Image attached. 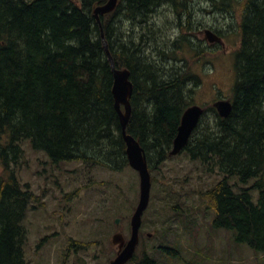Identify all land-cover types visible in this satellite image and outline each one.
<instances>
[{
    "label": "trees",
    "instance_id": "16d2710c",
    "mask_svg": "<svg viewBox=\"0 0 264 264\" xmlns=\"http://www.w3.org/2000/svg\"><path fill=\"white\" fill-rule=\"evenodd\" d=\"M107 1L0 0V264H29L24 218L40 196L15 172L24 140L53 162L128 165L101 32L115 68L129 70L127 132L143 148L150 171L170 157L181 116L202 82L186 53L200 63L217 53L193 32L200 27L191 21L192 0H117L98 22L94 9ZM205 4L238 22L232 108L227 116L205 108L183 151L223 174L202 193L215 213L213 226L264 253V0ZM160 7L171 13L160 19ZM71 242L81 247L73 253L96 244ZM69 252L68 245L63 264ZM131 263L157 264L145 251Z\"/></svg>",
    "mask_w": 264,
    "mask_h": 264
},
{
    "label": "rangeland",
    "instance_id": "374dc122",
    "mask_svg": "<svg viewBox=\"0 0 264 264\" xmlns=\"http://www.w3.org/2000/svg\"><path fill=\"white\" fill-rule=\"evenodd\" d=\"M191 4V21L195 28L200 27L199 31L193 30L198 38L204 40L202 31L210 29L225 42L224 47L206 45L217 53L206 55L202 59L209 61L202 63L190 51L186 53L192 70L202 80L194 103L212 108L216 99H229L232 92L238 22L235 17L230 21L217 6L210 11L205 0H192ZM168 13L159 8L160 19ZM114 33L111 29L112 36ZM202 43L205 46L206 41ZM22 148L23 156L15 172L40 196L38 202L29 205L24 218L28 263L63 264L69 245L72 252L65 264H108V257L112 258L116 251L111 236L118 230L117 217L125 238L129 235V217L139 196L136 170L129 165L110 169L87 168L78 161L53 162L45 151L34 149L29 140L22 142ZM152 175L156 179L143 214L137 257L145 249L157 264H264L263 252L254 251L245 242H236L234 231L212 224L215 213L202 193L222 179L218 168L209 170L207 163L192 159L183 151L167 157ZM257 193L253 191L254 199ZM71 240H91L96 244L73 253V249L81 247Z\"/></svg>",
    "mask_w": 264,
    "mask_h": 264
},
{
    "label": "water",
    "instance_id": "95a60500",
    "mask_svg": "<svg viewBox=\"0 0 264 264\" xmlns=\"http://www.w3.org/2000/svg\"><path fill=\"white\" fill-rule=\"evenodd\" d=\"M116 4L117 0H108L104 5L97 6L93 12L96 20L99 22V14H106L112 11ZM204 36L209 42L221 41V38L211 30H205ZM102 39L103 44L106 46L103 36ZM108 58L111 62L113 73L112 94L114 98V106L119 116L121 135L126 147L125 153L129 165L137 171L139 178V199L130 218L131 235L126 240L121 232V219L117 218L115 222L119 226V230L113 234L111 239L112 243L117 246V253L116 256L110 260L109 264H124L133 256L139 241V227L141 225L142 213L149 203L152 181L143 148L138 140L127 132V124L131 112L130 99L133 91V84L129 78V70L127 68L116 69L109 53ZM214 105L221 116H227L231 110V103L227 100H220ZM202 112V107L196 104L189 106L183 112L177 134L172 143L170 154L178 153L187 144Z\"/></svg>",
    "mask_w": 264,
    "mask_h": 264
},
{
    "label": "flooded vegetation",
    "instance_id": "af4514ba",
    "mask_svg": "<svg viewBox=\"0 0 264 264\" xmlns=\"http://www.w3.org/2000/svg\"><path fill=\"white\" fill-rule=\"evenodd\" d=\"M205 42V41H204ZM205 45H207V46H217L218 44L217 43H208V42H206L205 43ZM219 99V98H218ZM217 100V99H216ZM142 225H143V222L141 223V226H140V229H139V241H140V239H141V237H142V235H143V230H142ZM128 227H129V235H130V226H129V223H128ZM151 234L150 233H146V236H150ZM115 247H116V251H115V255H116V253H117V246L115 245ZM110 260V259H109Z\"/></svg>",
    "mask_w": 264,
    "mask_h": 264
},
{
    "label": "bare ground",
    "instance_id": "6f19581e",
    "mask_svg": "<svg viewBox=\"0 0 264 264\" xmlns=\"http://www.w3.org/2000/svg\"><path fill=\"white\" fill-rule=\"evenodd\" d=\"M33 19V18H32ZM102 22V21H101ZM101 26H102V24H100V28H101ZM68 31V30H67ZM103 36V38H104V40H105V42H106V46L103 44V47H104V49H105V51L107 50L108 51V53H109V55L111 56V52L109 51V48H108V45H107V41H106V39H105V36L103 35V33L101 32V37ZM102 41H103V39H102ZM107 51H106V54H107V57H108V53H107ZM112 88V87H111ZM145 153V152H144ZM60 155V154H59ZM145 156H146V154H145ZM146 159H147V156H146Z\"/></svg>",
    "mask_w": 264,
    "mask_h": 264
}]
</instances>
